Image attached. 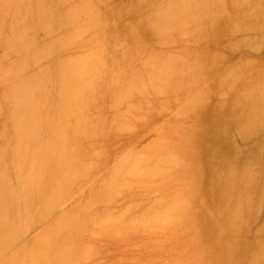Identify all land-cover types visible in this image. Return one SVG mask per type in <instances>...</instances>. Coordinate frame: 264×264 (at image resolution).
<instances>
[{"label": "rangeland", "instance_id": "obj_1", "mask_svg": "<svg viewBox=\"0 0 264 264\" xmlns=\"http://www.w3.org/2000/svg\"><path fill=\"white\" fill-rule=\"evenodd\" d=\"M19 1L0 0V264H231L235 216L241 262L264 264L261 190L242 215L228 197L233 143L264 141V0H59L64 19L42 0L57 32L28 30L50 53L25 71Z\"/></svg>", "mask_w": 264, "mask_h": 264}, {"label": "bare ground", "instance_id": "obj_2", "mask_svg": "<svg viewBox=\"0 0 264 264\" xmlns=\"http://www.w3.org/2000/svg\"><path fill=\"white\" fill-rule=\"evenodd\" d=\"M17 1H19V0H17ZM31 1H32V0H20L19 2H22L27 8H28V7H29V8L26 9V7H23V4L20 3V4H22L21 7L24 9V11H22V9H19L18 11H20L19 13H22L23 15H22V14L19 15V13H18V11H17V14L19 15V17H18V18L16 17V19H15L14 16H13L14 19L11 17L12 20H16V21H14V22H17V23H16L17 26H18V22L21 24V25H19V28H21V26H22V28H21L22 32L25 30V31L23 32L24 34L22 33L23 36H24V38H23V36H22V38L24 39V42H23V43H24V46H25V48H27V49H24V50H23V47H22V46H23V43H22V46H21V49L23 50L21 53H23V52L25 51L24 54L21 55V57H22V56H25V57H23V58L21 59V57L19 58V56H18V58L21 59L20 61H22V60L24 59V60L21 62V63H22V66L20 67V69H22V67H25V68L27 67L28 70H29V68H28L29 66H28V65H30L32 62H33L32 64H34V62L37 61V59H39V57H41V56H40V55H41L40 53H42V54L44 53V54L42 55V57H43L44 55H46V53H47V54L50 53L49 50H47V52H46V49H49V48H47V45H48L47 43H48V42H47L46 44L43 43V45H42V47H43V46L46 47V48H44L45 50L43 49L45 52H43L42 50H41V52H40V49H34L35 46H36V42H34V41L36 40V38H35L36 35H34V36H35V37H34V36H33V33L30 34V32H28V30H29V31H32V29H33L34 27L36 28L35 25H38L39 28H40V26L43 24V26H41L42 30L47 26V23H46V24L44 23L45 21H44V22H43V20L40 21V18H39V16H38V15L40 14V12H38V11H42V8H40V7H42V6L45 7V5H46L47 9H49L50 6H47L48 4L45 3V2L42 1V0H35V1L33 0L34 3L31 2ZM38 1L41 2V3H39ZM57 1H58V3H57ZM57 1L54 0V3L56 2L55 4H56V5L58 4L59 9L61 10V9H62V8H60V7L62 6L61 3H60L61 1H60V2H59V0H57ZM7 2H8V4L10 3L9 1H7ZM37 2H38V4H37ZM31 3H33V4H31ZM35 3H36V4H35ZM5 4H6V3H5ZM8 4H7V5H8ZM30 4H31V5H34V6H33V7H32V6L30 7V6H29ZM59 4H60L61 6H60ZM18 5H19V3H18ZM36 5H37V7H36ZM40 5H41V6H40ZM5 6H6V5H5ZM9 6H10V5H9ZM9 6H8V7H9ZM38 6H39V7H38ZM63 6H64V5H63ZM21 7H20V8H21ZM6 8H7V7H6ZM31 8H33V9H35V10H33V11L29 10V9H31ZM38 8H39V9H38ZM37 9H38V11H37ZM47 9H46V11L49 12ZM50 9H51V8H50ZM16 10H17V9H15V11H16ZM43 10H45V8H43ZM63 10H64V9H63ZM21 11H22V12H21ZM25 11H28L29 14H30L31 12H34V11H35V13H34V17H33L31 14H30V15H31V17H30V15L27 14ZM30 11H31V12H30ZM46 11H45V13H46ZM55 11H56V9H55ZM55 11L52 13V11L50 10V14H51V17H52L53 21H55L56 17H58V15L60 14V12H61V14H62V10H61L60 12L57 11L56 14H55ZM234 11L245 12V9H244L243 7H240V6H236V7L234 8ZM23 12H25V13H23ZM37 12H38V13H37ZM64 12H65V11H64ZM10 13L12 14V12H10ZM10 13H9V15H10ZM43 13H44V11H43ZM43 13H42V16H41L42 18L44 17V16H43ZM45 13H44V15H45ZM57 13H58V14H57ZM36 14H37V15H36ZM47 14L49 15V13H46V15H47ZM52 14H53V15H52ZM63 14H64V13H63ZM63 14H62V18L64 19V17L66 16V14H65V16H63ZM40 15H41V14H40ZM10 16H11V15H10ZM20 16H21V17H20ZM26 16H28V17H26ZM53 16H54V17H53ZM25 17L27 18L28 23H27V21L25 20V19H26ZM29 17H30V19L33 17V21L31 20V21L29 22V20H28ZM35 17H38V18H39V20H38L37 18H36V19H37L40 23H38V21H37L38 24L34 23V22L36 21V19H34ZM47 17H48V16H46V18H47ZM59 17H60V16H59ZM67 17H68V16H67ZM67 17H66V18H67ZM72 17H73V16H71V20L73 21L72 23L74 24V20H73ZM11 18H10V20H11ZM23 18H24V19H23ZM60 18H61V17H60ZM62 18H61V19H62ZM18 19H19V20H18ZM21 19H22V20H25L26 22H25V21H22ZM68 19H70V18H68ZM10 20H9V21H10ZM56 20H57V19H56ZM59 21H61V20H59ZM62 21H63V20H62ZM64 21H65V20H64ZM68 21H69V20H67V22H68ZM139 21H140V19H139ZM14 22H13V23H14ZM22 22H25V24H24L25 26L22 25ZM32 22H33V23H32ZM42 22H43V23H42ZM57 22H58V20L56 21V23H57ZM70 22H71V21H70ZM10 23H11V22H10ZM10 23H8V24H10ZM41 23H42V24H41ZM61 23H62V22H61ZM63 23H64V22H63ZM16 24H15V25H16ZM27 24H28V25H27ZM30 24H31V25H30ZM53 24H54V23H53ZM59 24H60V22H59ZM70 24H71V23H70ZM70 24H68V25H70ZM56 25H57V24H56ZM65 25H67V24H65ZM68 25H67V26H68ZM222 25H224V21H219V22L217 23V26H222ZM27 26H28V29H27ZM29 26H30V27H29ZM72 26H73V25H72ZM24 27H26V28H24ZM53 27H55V25H54ZM58 27H59V25H58ZM58 27H57V28H58ZM29 28H30V29H29ZM50 28L52 29V33H53V32H57V30L53 31L54 28H52L51 26H50ZM50 28H49V26L46 27V29H49V30H46V32H45L46 35H48V34H49V35H52L50 32H49V33L47 32V31H51ZM63 28H64V27H63ZM23 29H24V30H23ZM59 29H60V28H59ZM34 30H35V29H33V31H34ZM36 30H37V28H36ZM38 30L41 31L40 29H38ZM38 30H37V32H38ZM44 30H45V29H44ZM35 32H36V31H35ZM35 32H34V34H35ZM37 32H36V33H37ZM67 32H69V31L67 30ZM67 32H66V33H67ZM26 33H29V34L32 36V38H31V36H30L29 34H26ZM39 33H40V32H39ZM43 33H44V31H43ZM45 33H44L43 36H45ZM40 34H41V33H40ZM28 35H29V37H28ZM49 35H48V37H49ZM25 36H27V37H25ZM37 36H38V33H37ZM54 36H55V35H54ZM54 36H53L52 39L50 40L51 42H53V44H54V42L57 40V37L55 38ZM46 37H47V36H46ZM46 37H45V38H46ZM25 38H26V42H25ZM33 38H34L35 40H32ZM54 38H55L56 40H55ZM28 39H29V40H28ZM39 39H40V37L38 38V40H39ZM41 39L43 40V38H41ZM53 39H54L55 41H53ZM22 41H23V40H22ZM29 41H31V42H29ZM57 41H58V40H57ZM57 41H56V42H57ZM28 42H29V43H28ZM37 42H38V41H37ZM56 42H55V45L57 44ZM25 43H26V44H25ZM34 43H35V45H32V44H34ZM27 44L29 45V47H28ZM53 44H52V46H53V48H54L55 46H54ZM26 45H27V47H26ZM30 45L33 46L34 48H32ZM37 46H38V45H37ZM40 46H41V45H40ZM40 46H39V47H40ZM52 46H51V50H52ZM28 48H29V49H28ZM21 49H20V50H21ZM26 50H27V51L30 50L29 55H28V52H29V51L27 52ZM37 50H39V51L37 52ZM31 52L34 53V56H35V57H34L33 55H31ZM35 52H36V53H35ZM39 52H40V53H39ZM51 52H52V51H51ZM21 53H19V55H20ZM55 53H56V52H55ZM52 54H53V53H52ZM30 55L32 56V58L30 57ZM36 55L39 56V57H37ZM49 55H50V54H49ZM54 55H55V54H54ZM26 56H28V59L26 58ZM46 56H48V55H46ZM33 57H34V58L37 57L36 60H32V59H34ZM44 57H45V56H44ZM30 58H31V59H30ZM29 59H30V61H28ZM24 61H25V62H24ZM45 61H46V60H45ZM29 62H30V63H29ZM53 62H54V63L51 62V65L56 63L55 61H53ZM36 63H37V62H36ZM32 64H31V65H32ZM40 64H41V63H40ZM23 65H24V66H23ZM25 65H27V66H25ZM49 65H50V64H49ZM37 66H39V65H37ZM47 67H49V66H48L47 63H46V64H45V67H43L44 69H43L42 73L45 72L44 70L48 69ZM50 67H51V66H50ZM30 68H31V66H30ZM32 68H34V70H35V66H34V67L32 66ZM32 68H31V72H32V73L30 72L29 74H26V75H23L22 72H21V70H19L18 72H19L20 74L23 75V76H21V78H19V80L21 81V80L26 79L25 76L28 77V75H29V77H31V75L34 73V72H33L34 70H33ZM53 68H54V67H53ZM40 69H41V68H40ZM22 70H24V68H23ZM49 70H50V69H49ZM24 71H25V70H24ZM35 71H36V72L34 73V75H32V77H35V79H34V81H33V84H34V85L36 84V79H37V82L39 81V79H38L39 77H38V76H40L39 74L41 73V72H38V70H35ZM46 71H48V70H46ZM37 73H38V74H37ZM44 74H45V75H44ZM44 74H43V75H44V78H45L44 81H45L46 78L49 77V72H48V73L45 72ZM46 74H47V75H46ZM48 80H49V78L44 82V84H46V85L49 84V81H50V80H49V81H48ZM38 83L40 84V82H38ZM39 84H38V85H39ZM44 84L41 85V88H42L43 90L45 89V87L49 86V85H47V86L44 87ZM55 84H56V83H55V81H54V84H53L54 86H53V88L56 86ZM43 87H44V88H43ZM35 88H37V86H35ZM35 88H32V89H33V93L35 92L36 95H38L39 93L42 92V89H40L41 91L38 92V94H37V91H38V90L36 89L37 91H36V90L34 91ZM48 90H50V89H49V88H46V90H44V91H46L47 95H48V92H49ZM44 91H43V92H44ZM47 91H48V92H47ZM26 93H27V92H26ZM46 93H45V94H46ZM42 94H43V93H42ZM25 95H26V94H25ZM33 95H34V94H33ZM40 95H41V94H39V96H40ZM47 95H45V96H47ZM26 96H27V95H26ZM28 96H29V95H28ZM40 97H43V96H40ZM40 97H38V98H40ZM31 98H32V97H31ZM34 98H36V96H35ZM34 98H33V99H34ZM29 99H30V97H29ZM33 99H30V100H33ZM43 100H44V98H43ZM40 101H41V100H40ZM24 102H25V101H23V105H24ZM32 102H33V101H32ZM37 102H38V101L35 100L34 104L37 103ZM28 103L30 104V101H28ZM18 104H19V103H18ZM18 104H15V105H18ZM29 104H27V106H28ZM32 104H33V103H31V105H32ZM8 105H9V104H8ZM13 105H14V104H13ZM15 105H14V106H15ZM10 106H11V105H10ZM24 106H25V105H24ZM33 106H34V105H33ZM33 106H29V107L31 108V107H33ZM36 106L39 107V105H35V107H36ZM38 107H36L37 109L35 108V110H34L35 113H36V110L38 111ZM25 108H27V107H25ZM28 109H29V108H28ZM28 109H25V110H27V112L30 113V114L32 115L34 112H33V111L30 112ZM8 110H9V111H8L9 114L11 115V113H10V111H11V107H9ZM30 110H31V109H30ZM23 111H24V110H23ZM23 111H22V112H23ZM27 112L25 113L27 116H26L24 113H22L23 115H21V116H24V115H25V117H28V113H27ZM39 113H40V112L38 111L36 114L38 115ZM14 115H15V116H18V114L16 115L15 113H13V116H14ZM31 115L29 116V118L31 119V123H32L33 125H35V124H34V123H35V122H34L35 120L32 119L33 116H31ZM15 116H14L13 118L18 120V118H15ZM25 117H22V118H25ZM37 117H39V115L36 116V118H37ZM14 119H13V123H14V121H17V120H14ZM25 119H26V118H25ZM25 119H24V123H25V124H23V125H24V126L26 125V128H24L23 125H21V128H20L21 130H22V127H23V130L26 129L25 131L22 130V131H23V132H22V135H23V133L26 132V131H27V133H28V130H30V132L32 133L31 129H27V127H29V128H32V127H33V126L31 125V123L29 122L30 119H28L29 121H28V120L25 121ZM37 119H38V118H37ZM38 120H39V119H38ZM18 121H19V120H18ZM22 121H23V120H22ZM36 121H37V120H36ZM26 122L29 123L30 125L27 124ZM22 123H23V122H22ZM15 124H16V122H15ZM15 124H14V125H15ZM37 125H38V123H36L35 126H37ZM30 126H31V127H30ZM33 128H34V127H33ZM18 131H19V130H18ZM208 131H209V130H208ZM19 132H21V131H19ZM35 132H37V131L35 130ZM205 132H206V131H205ZM17 133H18V132H17ZM27 133H24V134H27ZM208 133H209V132H208ZM18 134L21 135V133H18ZM28 134H29V133H28ZM206 134H207V133H206ZM252 134H254V133H252ZM252 134H249V135H247L246 137L242 138V139H243V140H242V143H243V144H242V148H241V149H238V148H239V145H236V143H233V145H235V147H237V148H235L234 151H233V158L235 159V163L233 162L232 168L230 169V170H231V173H230V174H231V176H230V177H231V178H230V181L232 182V186H231V189H230V190H231V191H230L231 193H230V192H229V194L227 193L229 196H228L227 194H226V195H227L228 197H231V198H232L231 200L234 202V205H235L236 203L242 201V200H240V199H242V197H246V196H244V195H248V194L250 193V192H248V194H247V191H251V188H252L253 185H254L253 188H258V187H259V189L261 190L260 197H262V199L260 198V199H261V202H260V203L263 204V202H264V200H263V199H264V173H262L263 170H264V158H263V156H262V155H264V154H262L263 151H264V141H263V142H259V141H257V140L255 139L256 137H254ZM139 136L141 137V135H139ZM142 137H143V136H142ZM138 138H139V137H138ZM211 139H212V137H211ZM211 139H210V140H211ZM257 139H259V138H257ZM134 140H135V139H134ZM134 140L132 139L131 141H134ZM136 140H138V139L136 138ZM208 140H209V139H208ZM212 141H213V140H212ZM209 142H211V141H209ZM218 143H219V142H218ZM209 144H210V143H209ZM211 144H212V143H211ZM214 146H215V145H214ZM214 146H213V147H214ZM216 146H217V145H216ZM216 146H215L214 148H216ZM209 147H211V149H214V148H212V145H210ZM218 147H219V150H220L221 147H220L219 145H218ZM218 147L216 148V150H213L212 154L215 153V152L217 151ZM231 147H232V146H231ZM256 147H257V148H256ZM207 149H208V148H207ZM209 149H210V148H209ZM258 149H259L260 157L262 156L261 159L263 158V160H262V166H261V168H260V171H259V169H255V168H258V166L260 165L261 162H260V163L258 162L259 165L256 166V167L254 166L255 168L252 167V166L254 165V163L258 160V159H256V157H255L256 154L258 155V153H257V152H258ZM260 149H262L263 151L261 152ZM203 150H204V149H203ZM239 150H241L240 152H242V151L244 152L245 150L247 151V154H246V157H245V158H244V154L242 155L243 152L240 154ZM256 150H257V152H255ZM209 152H210V151H209ZM209 152H208V153H209ZM229 153H230V152H228V155H229ZM244 153H245V152H244ZM203 154H206V153H205V150H204ZM261 154H262V155H261ZM208 155H209V154H208ZM239 155H240V156H243V158L245 159L244 162H243V165L241 166V168H239V166L237 165V162H236V159L239 157ZM206 156H207V155H206ZM258 157H259V156H258ZM258 157H257V158H258ZM261 159H260L259 161H261ZM256 163H257V162H256ZM248 164L250 165L251 168H249V166H247ZM203 165L205 166L206 164H203ZM206 166H207V165H206ZM210 166H211V165H210ZM246 166H247L250 170L248 169V170H249V171H247L248 174H247V172H246L245 174H243L244 172L241 171V170H242L244 167H246ZM211 167L213 168V166H211ZM259 167H260V166H259ZM206 168H207V167H206ZM19 169H20V168H19ZM21 169L23 170L22 167H21ZM204 169H205V168H204ZM243 170H244V169H243ZM211 171H212V170H211ZM258 171H259V176L257 175ZM241 172H243V173H241ZM242 178H243V179H242ZM231 179H232V180H231ZM256 179H257V182H258V183H257V182L255 183ZM231 182H230V183H231ZM260 182H261V184H260V185H261V188H260V186H259V183H260ZM255 184H258L257 187H255V186H256ZM260 190H259V191H260ZM254 191H255V189H254ZM256 191H257V190H256ZM259 191H258V192H259ZM251 193H252V191H251ZM251 193H250V194H251ZM254 193H256V192H254ZM254 193H253V195H254ZM220 194H221L222 196L225 195V193H223V194L220 193ZM258 194H259V193H258ZM258 194H256V195H258ZM227 196H226V197H227ZM251 196H252V194H251ZM254 197H255V196H254ZM214 198H215V196H214ZM247 198H248V199H247ZM250 198H252V199H249V196H248V197H246V200L248 201V203H251V204L253 205V203H255V202L252 203L251 201L254 200V199H256V198H253V197H250ZM257 198H258V197H257ZM243 199H244V201L241 202V208L238 207L239 204H236L235 207L232 206V208H234L235 212H232L233 214H232L231 216H235V214L237 215L239 212H241V209L244 208V207H242V206H243L242 203H245L246 200H245V198H243ZM260 199H259V200H260ZM29 200H30V201H29ZM31 200H32V199H28V198L26 197V199H25L26 202L24 201V202H25V203H24V205H25L24 207H26V208L30 207V206L32 205ZM249 200H251V201H249ZM255 201H256V200H255ZM14 202H16V201H14ZM233 202H232V203H233ZM232 203L230 202L231 205H233ZM256 203H257V202H256ZM26 204H27V205H26ZM246 204H247V202H246ZM246 204H245V205H246ZM13 205H14V206H12V208H13L12 210H14V207H15V206L18 208V203H17V202H16V204L13 203ZM245 205H244V206H245ZM249 205H250V204L246 205L245 207H247V206H248V207L245 208L244 210L248 211V210H250L249 208H252V209H253V207L256 208L255 206H252V205H250V207H249ZM255 205H256V204H255ZM263 205H264V204H263ZM263 205H261V207H262ZM251 206H252V207H251ZM16 207H15V210H16V211H13V214H15V213L17 212ZM230 207H231V206H230ZM232 208H231V209H232ZM12 210H11V213H12ZM244 210H243V211H244ZM253 210H254V212H255L256 209H253ZM257 210H258V206H257ZM257 210H256V211H257ZM260 210H263V211H264L263 208H262V209L260 208L259 211H260ZM246 211H244L245 214H246ZM259 211H257L258 215H256V216H258V217H259V215H260V214H259V213H260ZM14 212H15V213H14ZM244 212H243V213H244ZM234 213H235V214H234ZM257 213H255V214H257ZM262 213H263V215H264V212H262ZM239 214H240V213H239ZM245 214H244V215H245ZM248 214H249V215H248ZM248 214L245 215V216H247V217L249 216V217H250V216H251V215H250L251 213L249 212ZM11 215H12V214H11ZM17 215H18V214H17ZM240 215H242V213H241ZM252 215H253V213H252ZM12 217H14V215H12ZM249 217H248V218H249ZM262 217H263V216H262ZM262 217H261V218H262ZM232 218H233V217H232ZM255 218H256V217H255ZM249 219H250V218H249ZM258 219H259V218H258ZM240 220H242V219H240ZM253 220H254V219H253ZM262 220H263V219H262ZM239 222H240L239 219L235 216V217L233 218V225H232L233 228H234V230H233V232L231 233V234H232V237L230 238V240L233 238L232 240H233V242H234V243H233L234 246H236L237 243H238V245H237V247H234V246L232 245V243H231V245H232V246H231L232 249L236 248V250L234 249V251H235L236 253H234L233 255H231V256H232L231 259L233 260V258H234L233 261H235V262L231 261V264H232V263H233V264H235V263H236V264H243V263H244V259H245V258L242 257V260H243V263H242V262H241V258H240L241 255L238 256V254H237L238 250L240 251V249H237V248H240V247H241V251H240V252L243 253V251H242V250H243V249H242L243 246L240 245V247H239V241H240V242L242 241V240H240V239H242L240 235H242V232H243V231H242V228H243V227L240 229L241 224H240ZM261 226H262V225H261ZM237 229H238V230H237ZM241 231H242V232H241ZM244 232H246V231H244ZM244 232H243V233H244ZM245 235H246V234H245ZM243 237H244V236H243ZM246 237H247V236H246ZM232 240H231V242H232ZM248 240H249V239H248ZM243 241H244V243H245L246 245H244ZM243 241L241 242V243H243L242 245H244V246H246V247H248L247 245H250V243L248 244L244 239H243ZM251 243H254V242H251ZM251 245H252V244H251ZM251 245H250V246H251ZM250 246H249V248H246V247H245L247 252L250 251V250H249V249H250ZM253 246H255V245H253ZM245 248H244V249H245ZM251 248H252V247H251ZM253 248H254V247H253ZM230 249H231V248H230ZM232 249H231V250H232ZM248 250H249V251H248ZM234 251H233V252H234ZM252 251H253V250H252ZM255 251H256V248H255ZM233 252H232V253H233ZM247 252H246V253H247ZM241 253H240V254H241ZM246 253H245V254H246ZM249 253H250V252H249ZM249 253H248V256H247V257L250 258V260H249V259H246V261L248 260L246 264H251V263H252V262H251V261H252L251 259L254 257L253 255H250V256H249ZM251 253H252V252H251ZM243 255H244V254H243ZM243 255H242V256H243ZM246 255H247V254H246ZM233 256H234V257H233ZM237 256H238V257H237ZM251 256H252V258H251ZM244 257H245V256H244ZM249 261H250V262H249ZM253 262H254V261H253ZM254 263H255V262H254ZM254 263H253V264H254Z\"/></svg>", "mask_w": 264, "mask_h": 264}]
</instances>
